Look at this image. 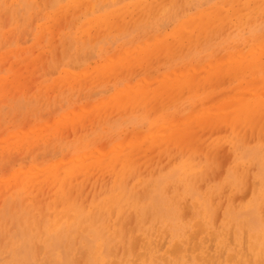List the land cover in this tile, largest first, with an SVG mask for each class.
Returning <instances> with one entry per match:
<instances>
[{
	"label": "rangeland",
	"instance_id": "obj_1",
	"mask_svg": "<svg viewBox=\"0 0 264 264\" xmlns=\"http://www.w3.org/2000/svg\"><path fill=\"white\" fill-rule=\"evenodd\" d=\"M262 44L264 0H0V264H85L94 226L110 238L103 264H166L175 244L185 264L252 256L264 239L252 234L264 221V111L238 101L264 92L252 88L264 59L237 64ZM140 91L146 100L121 104ZM189 125L196 134H175ZM65 202L86 219L54 244ZM132 240L144 259L125 257Z\"/></svg>",
	"mask_w": 264,
	"mask_h": 264
},
{
	"label": "bare ground",
	"instance_id": "obj_2",
	"mask_svg": "<svg viewBox=\"0 0 264 264\" xmlns=\"http://www.w3.org/2000/svg\"><path fill=\"white\" fill-rule=\"evenodd\" d=\"M55 1V0H54ZM77 1V0H76ZM225 2V1H224ZM19 3V2H18ZM87 4V3H86ZM82 5V4H81ZM150 5V4H149ZM253 5V4H252ZM90 7V6H89ZM61 8V7H60ZM160 8V7H159ZM260 8V7H259ZM166 10V9H165ZM258 10V9H257ZM88 11V10H87ZM153 11V10H152ZM150 12V11H149ZM73 13V12H72ZM155 13V12H154ZM199 14V13H198ZM235 14V13H234ZM114 15V14H113ZM246 15V14H245ZM55 17V16H54ZM60 17V16H59ZM99 17V16H98ZM100 18V17H99ZM113 18V17H112ZM51 20V19H50ZM54 20V19H53ZM90 20V19H89ZM219 21V20H218ZM51 22V21H50ZM90 22V21H89ZM184 24V23H183ZM190 24H191V22H190ZM126 26V25H125ZM185 26V25H184ZM82 27V26H81ZM99 27V26H98ZM195 27V26H194ZM116 28V27H115ZM113 29V28H112ZM205 30V29H204ZM111 31V30H110ZM200 31V30H199ZM206 31V30H205ZM106 32V31H105ZM109 33V32H108ZM194 34V33H193ZM186 35V34H185ZM200 36V35H199ZM82 38V37H81ZM173 40V39H172ZM145 43V42H144ZM191 43V42H190ZM56 45V44H55ZM139 46V45H138ZM259 47L258 48H260V45H258ZM51 47V46H50ZM186 47V46H185ZM256 47V49H257V46H255ZM254 47V48H255ZM262 47H264V44H262ZM132 51V50H131ZM247 51H249V49H247ZM253 51H255L256 53H254L253 54V56H255V57H253V58H251V56H250V58L251 59H249V60H246V61H244V62H240L239 61V63L237 64V67H238V69H240V72H241V70L244 68V69H246V67H252V68H256V66L260 63V59H264V58H261L262 56H264V51H262L261 52V50L260 51H258V49H257V51L256 50H253ZM140 53V52H139ZM237 54V53H236ZM113 55V54H112ZM250 55V54H249ZM111 56V55H110ZM119 57V56H118ZM221 57V56H220ZM236 57H238V56H236ZM164 58V57H163ZM229 58V57H228ZM157 59V58H156ZM227 59V58H226ZM233 59V58H232ZM237 59H239V58H237ZM246 59V58H245ZM153 60V59H152ZM160 60V59H159ZM244 60V59H243ZM242 60V61H243ZM113 61V60H112ZM151 61V60H150ZM262 61H264V60H262ZM128 62V61H127ZM200 62V61H199ZM107 63V62H106ZM127 64V63H126ZM142 64V63H141ZM208 64V63H207ZM206 64V65H207ZM215 64V63H214ZM261 64H264V63H261ZM209 65V64H208ZM250 65V66H249ZM260 65V64H259ZM258 65V66H259ZM210 66H212V65H210ZM209 66V67H210ZM123 67V66H122ZM202 67V66H201ZM261 68H264V66H260ZM130 68V67H129ZM248 68V69H249ZM191 69V68H190ZM195 69V68H194ZM209 69V68H208ZM235 68H233L232 70H234ZM237 69V70H238ZM173 70V69H172ZM171 70V71H172ZM191 70H193V69H191ZM224 70V69H223ZM116 71V70H115ZM190 71V70H189ZM188 71V72H189ZM194 71H196V70H194ZM204 71V70H203ZM228 71H230V70H228ZM234 71H236V70H234ZM247 71V70H246ZM255 71V70H254ZM253 71V72H254ZM126 72V71H125ZM184 72V71H183ZM200 72V71H199ZM237 72V76L240 74V73H238L239 71H236ZM243 72V71H242ZM241 72V73H242ZM245 72V71H244ZM252 72V71H251ZM172 73V72H171ZM184 73H187V72H184ZM191 73V72H190ZM193 73V72H192ZM213 74H210V77L209 78H214V77H218V76H220V75H222V70H221V68H218V69H216V70H214V72H212ZM249 73V72H248ZM116 74V73H115ZM174 74V73H173ZM181 74V73H180ZM195 74V73H194ZM226 74V73H225ZM250 74H252V73H250ZM105 75V74H104ZM216 75H218V76H216ZM112 76V75H111ZM116 76V75H115ZM119 76V75H118ZM235 77H237L236 76V74L234 75ZM233 76V77H234ZM109 77V76H108ZM148 77V76H147ZM174 77V76H173ZM172 77V78H173ZM234 77V78H235ZM262 77H264V76H262ZM260 78H261V76H260ZM156 79H158V78H156ZM162 79V78H161ZM218 79V78H217ZM233 79V78H232ZM249 78H247V80H248ZM259 79V78H258ZM142 80H143V78H142ZM231 80V79H230ZM246 80V81H247ZM251 81V80H250ZM259 81V80H258ZM149 82V81H148ZM156 82V81H155ZM216 82H217V80H216ZM249 82V81H248ZM33 83H34V81H33ZM142 83H143V81H142ZM255 83H258V82H255ZM128 84V83H127ZM137 84V83H136ZM133 85H134V83H133ZM140 85V84H139ZM239 85V84H238ZM45 87V86H44ZM137 87V86H136ZM234 87V86H233ZM233 87H231V89L233 88ZM238 88L240 87H242L241 89H243V85L241 86H237ZM128 88V87H127ZM161 88V87H160ZM252 88H253V90L254 91H259L260 92V90L261 89H264V79H262L261 81H259V83L257 84V85H255V86H252ZM136 89V88H135ZM178 89V88H177ZM176 89V90H177ZM235 89V88H234ZM224 90V89H223ZM244 90V89H243ZM243 90H241V91H243ZM247 90V89H246ZM246 90H244V91H246ZM55 91V90H54ZM225 91H227V90H225ZM237 91V90H236ZM164 92V91H163ZM169 92V91H168ZM228 93H229V91H227ZM231 92V91H230ZM239 92V91H238ZM247 92H249V91H247ZM165 93V92H164ZM249 93H251V92H249ZM248 93V94H249ZM255 93V92H254ZM258 93V92H257ZM222 94H224L225 95V93L223 92H221V93H218L217 95H214V94H210V95H208L209 97L208 98H211L213 95L214 96H221ZM235 94V93H234ZM237 95H238V93H236ZM243 95H245L244 93L242 94V96ZM110 96V95H109ZM112 96V95H111ZM227 96V95H226ZM240 97H241V95H239ZM248 96V95H247ZM233 97V96H232ZM238 97V96H237ZM145 98H148V96H147V93L146 92H143V91H140V93H138V94H136V96H133L132 98H130L129 99V101L128 100H124V99H122V103L121 102H119V103H121L122 105L123 104H127L128 105V103H136L137 101H139V102H141L142 100H144ZM208 98H206V99H208ZM213 98H215V97H213ZM220 98V97H219ZM233 98H235V97H233ZM253 100H251L250 99V101L249 100H247V99H241L240 101H238V102H241V106H242V112H244V114H247V112H249V111H251V112H255L256 113V111H264V92H260V94L259 95H257V96H253ZM165 99V98H164ZM141 100V101H140ZM146 100V99H145ZM219 101V100H218ZM139 102H137V103H139ZM143 102V101H142ZM136 103V104H137ZM120 104V105H121ZM151 104H153V103H151ZM217 104V103H216ZM221 104H222V102H221ZM235 104L237 105V104H239V103H237V102H235ZM121 105V106H122ZM134 105V104H133ZM155 105V104H154ZM217 105H219V106H217V109H219V111H220V109H221V111H222V108L224 107V106H222V105H220V104H217ZM227 105V104H226ZM225 105V106H226ZM235 105V106H236ZM124 106V105H123ZM209 106H210V104H209ZM238 106V105H237ZM159 107V106H158ZM205 108V107H204ZM211 108H213V107H211ZM216 108V107H215ZM214 108V109H215ZM154 109H156V108H154ZM206 109V108H205ZM224 109V108H223ZM201 110V109H200ZM199 110V111H200ZM212 110V109H211ZM237 110V109H236ZM235 110V111H236ZM157 111V110H156ZM224 111L225 110H223V113H224ZM227 111H228V109H227ZM82 112V111H81ZM155 112V111H154ZM209 112H210V110H209ZM241 111H240V109H239V112L237 113V114H241L242 113ZM63 113V112H62ZM70 114H71V112H69ZM205 113V112H204ZM236 113V112H235ZM118 114V113H117ZM177 114V113H176ZM199 114V113H198ZM249 114H251V113H249ZM257 114V113H256ZM64 115H66V114H64ZM151 115V114H150ZM231 115V114H230ZM258 115V114H257ZM73 116H74V114H73ZM200 116H201V114H200ZM222 117H224V116H222ZM237 117V116H236ZM256 117V116H255ZM254 117V118H255ZM204 118V117H203ZM238 118H242V117H238ZM237 118V119H238ZM253 118V119H254ZM222 119V118H221ZM220 119V120H221ZM224 119V118H223ZM228 119H229V115H228ZM231 119H232V121L233 120H235L234 121V123H232V121H231ZM252 119V120H253ZM57 120V119H56ZM86 120V119H85ZM204 120V119H203ZM202 120V121H203ZM218 120V119H217ZM216 120V121H217ZM220 120H219V122H220ZM230 121H231V123L233 124V126H234V128H235V125H237L236 123H237V121L239 120H236L235 119V116H234V118H232V117H230V119H229ZM208 121V120H207ZM223 121V120H222ZM221 121V122H222ZM209 122H212V121H209ZM219 122H218V124H219ZM229 122V121H228ZM243 122H245V121H243ZM206 122H202V123H200V124H198V127H200L201 128V126H203L204 127V124H205ZM226 123V122H225ZM241 123V121L240 122H238V125H237V127L239 126V124ZM250 123V122H249ZM249 123L247 124L248 126H249ZM169 124V123H168ZM230 124V123H229ZM242 124H245V123H242ZM194 125V124H193ZM196 125V124H195ZM250 125H251V123H250ZM258 125V124H257ZM47 126V125H46ZM82 126V125H81ZM208 126H210V125H208ZM214 126V125H213ZM230 126H232L231 124H230ZM229 126V127H230ZM248 126H246L247 127V129H248ZM189 127V128H188ZM187 128H181V130H178L177 132H175V134L176 135H178V134H181V133H185V134H189V133H191V134H196L195 132L194 133H192V132H189L190 131V127H192V126H188ZM196 127H197V125H196ZM202 127V128H203ZM222 127V126H221ZM224 127H225V125H224ZM227 127H228V125H227ZM254 127V126H253ZM23 128V127H22ZM32 128V127H31ZM70 128V127H69ZM195 128V127H194ZM202 128H201V130H202ZM213 128V127H212ZM219 128V127H218ZM234 128H232V129H234ZM255 128V127H254ZM35 129V128H34ZM61 129V128H60ZM197 128H195V130H196ZM205 129V128H204ZM207 129V128H206ZM222 129V128H221ZM229 129V128H228ZM227 128H226V130H228ZM235 129H237V128H235ZM69 130V129H68ZM158 130V129H157ZM191 130H193V129H191ZM210 130V129H209ZM212 130V129H211ZM223 130H224V128H223ZM225 130V131H226ZM25 131V130H24ZM176 131V130H175ZM216 131V130H215ZM218 131V130H217ZM239 131V130H238ZM237 131V132H238ZM240 131H241V129H240ZM245 131H247V130H245ZM250 130H248V132H249ZM141 132V131H140ZM196 132H199V131H196ZM219 132V131H218ZM248 132L246 133V135L248 134ZM229 133V132H228ZM257 133V132H256ZM147 134V133H146ZM155 134V133H154ZM153 134V135H154ZM157 134V133H156ZM190 134V135H191ZM206 134V133H205ZM239 134V132L237 133V135ZM242 134H243V132H242ZM141 135V134H140ZM139 135V136H140ZM190 135H188V136H190ZM15 136V135H14ZM192 136V135H191ZM190 136V137H191ZM177 136H175L174 138H176ZM186 137V136H185ZM184 137V138H185ZM187 138V137H186ZM185 138V139H186ZM135 139V138H134ZM137 139V138H136ZM178 139V138H177ZM184 140V139H183ZM186 141V140H185ZM123 142V141H122ZM129 142H131V141H129ZM129 142H128V144H129ZM173 142V141H172ZM117 143V142H116ZM181 143H182V141H181ZM126 144H127V141H126ZM165 144V143H164ZM204 144V143H203ZM125 145V144H124ZM116 146H118V145H116ZM126 146V145H125ZM135 146V145H134ZM203 146V145H202ZM136 147V146H135ZM137 147H139V146H137ZM136 147V148H137ZM201 147V146H200ZM110 148V147H109ZM119 148H120V145H119ZM144 148V147H143ZM177 148V147H176ZM186 148V147H185ZM206 148V147H205ZM209 148H210V146H209ZM101 149V148H100ZM113 149V148H112ZM134 149V148H133ZM138 149V148H137ZM157 149V148H156ZM202 149V148H201ZM207 149V148H206ZM102 150V149H101ZM104 150V149H103ZM115 150V149H114ZM143 150H145V149H143ZM183 150V149H182ZM204 150V149H203ZM213 150V149H212ZM214 150H216L215 148H214ZM100 151V150H99ZM109 151H111V150H109ZM129 151V150H128ZM133 151V150H132ZM134 151H137V150H135L134 149ZM146 151V150H145ZM208 151V150H207ZM206 151V152H207ZM87 152V151H86ZM96 152H98V151H96ZM127 152V151H126ZM138 152V151H137ZM210 151H208V153H209ZM221 152V151H220ZM99 153V152H98ZM123 153V152H122ZM125 153V152H124ZM127 153H129V152H127ZM136 153V152H135ZM207 153V154H208ZM213 153V152H212ZM211 153V154H212ZM224 153V152H223ZM97 154V153H96ZM99 154H101V153H99ZM98 154V155H99ZM113 154V153H112ZM118 154V153H117ZM219 154V153H218ZM217 154V155H218ZM222 154V153H221ZM220 154V155H221ZM229 153H227L225 156H227ZM91 155V154H90ZM102 155V154H101ZM205 155H206V153H205ZM210 155V154H209ZM208 155V156H209ZM230 155V154H229ZM83 156V155H82ZM95 156V155H94ZM120 156H122V158L123 159H126L127 158V155L125 154V155H121L120 154ZM221 156H223V155H221ZM85 157V156H84ZM88 157V156H87ZM98 157V156H97ZM224 157V156H223ZM217 158V157H216ZM119 159V158H118ZM112 160H114V159H112ZM120 160V159H119ZM59 161V160H58ZM122 161V160H121ZM171 162V161H170ZM59 163V162H58ZM92 164V163H91ZM238 164V163H237ZM85 166L87 165L86 163L84 164ZM83 165V166H84ZM167 165V164H166ZM79 166H81V165H79ZM239 166V165H238ZM34 167V166H33ZM77 167V166H76ZM233 167H235V166H233ZM73 168H75V167H73ZM78 168H80V167H78ZM83 168V167H82ZM87 168V167H86ZM106 168V167H105ZM81 169V168H80ZM91 169V168H90ZM72 170V169H71ZM79 170V169H78ZM80 171H82V169L80 170ZM73 172H75V170L73 171ZM208 174V173H207ZM237 174H238V172H237ZM94 175V174H93ZM68 178L70 179L71 177H69L68 176ZM67 177H61V178H59L60 180H62V185H65V186H67L69 189H70V187H69V185L71 184V180L72 179H68ZM210 178V177H209ZM243 183V182H242ZM200 184V183H199ZM249 184V183H248ZM65 186H63V187H65ZM197 186H199V185H197ZM92 188V187H91ZM144 189V188H143ZM253 190H254V187H253ZM139 193V192H138ZM144 193V192H143ZM146 193V192H145ZM167 193V192H166ZM206 193V192H205ZM254 193V192H253ZM208 196V195H207ZM211 197V196H210ZM240 198V197H239ZM214 199V198H213ZM236 199V198H235ZM193 202V201H192ZM196 204V203H195ZM187 205V204H186ZM193 205V204H192ZM184 206V205H183ZM64 208L63 209H61V210H58L59 212V214L56 216V217H54V219H52L53 221L51 222L52 224H50L49 225V227H48V229H50V228H57V230H58V232H56V233H54L53 234V236H52V241H54L53 243L55 244L56 242H57V236L59 237V238H68V239H70L69 237V235L67 234V233H65L64 232V230H63V226L65 225V224H73L75 227H81L82 226V224L84 223V221H85V219H86V212H85V210H83L82 209V207H79V206H77V205H75V204H73L72 202H65V204H64V206H63ZM188 207V206H187ZM236 207V206H235ZM186 208V207H185ZM217 208V207H216ZM228 210V209H227ZM189 211V210H188ZM187 211V212H188ZM262 212H264V211H262ZM55 213V212H54ZM130 213V212H129ZM185 213V212H184ZM185 214H187V213H185ZM129 215V214H128ZM131 215V214H130ZM149 215V214H148ZM147 215V216H148ZM186 216V215H185ZM189 216V215H188ZM129 217V216H128ZM130 218H132V217H130ZM192 218V217H191ZM191 218H189V219H191ZM118 220V219H117ZM185 222V221H184ZM127 223V222H126ZM231 228V227H230ZM252 228H254L253 230L254 231H252V234H255V235H258V234H262V233H264V221H262V220H258L257 218H256V220H254L253 221V223H252ZM127 229V228H126ZM130 229V228H129ZM132 229V228H131ZM195 230V229H194ZM230 230V229H229ZM130 231V230H129ZM190 231V230H189ZM188 231V232H189ZM166 232V231H165ZM195 232H197V233H199L198 232V230L197 231H195ZM231 232V231H230ZM234 232V231H233ZM77 233V232H76ZM191 233V232H190ZM196 233V234H197ZM56 234H57V236H56ZM167 235V234H166ZM188 235V234H187ZM63 236V237H62ZM197 236V235H196ZM90 237H91V240H92V243H91V246H90V252H89V257H88V261H85V264H96V263H105V261L106 260H108V257H109V250H108V246H110V238H109V236L108 235H105V232L104 231H102V229H101V227H97V226H94V227H91L90 228ZM193 237V236H192ZM138 238V237H137ZM190 238V237H189ZM188 238V239H189ZM214 238V237H213ZM230 238H231V236H230ZM253 238V237H252ZM133 239V238H132ZM194 239V238H193ZM138 240V239H137ZM140 240V239H139ZM242 241V240H241ZM243 242V241H242ZM197 243V242H196ZM53 244V245H54ZM115 244V243H114ZM136 244H137V242H134V240H132V241H130V243H129V248H131L130 250H129V252L125 255V257L126 256H128V255H130L131 257H132V259H129V258H127V260L128 261H132V262H134V261H136V260H138V259H144V255H143V253L142 252H138V253H134V251H133V249H132V247L134 246H136ZM198 244V243H197ZM210 245V244H209ZM66 246V245H65ZM64 246V247H65ZM162 246H163V244H162ZM169 246H171V245H169ZM198 246V245H197ZM133 247V248H134ZM142 247V246H141ZM197 248V247H196ZM248 248H250V247H248ZM38 249V248H37ZM123 249V252L125 251L124 250V248H122ZM188 249H189V247H188ZM194 249H195V247H194ZM192 250V249H191ZM251 250H252V256H250V257H248L247 255H245V254H242V253H237L238 254V256L240 257V258H234V256L233 257H230V259H229V255L230 254H227L228 256H227V258H228V262L227 263H221V264H264V239H262V237L261 238H255V240H254V242H253V244H252V247H251ZM38 251V250H37ZM76 251V250H75ZM119 251V250H118ZM167 251H169V250H167ZM181 251V250H180ZM179 251V247L175 244L173 247H172V249H170V253L169 254H167L165 257H164V259H162L163 261H165V263L166 264H185V263H182V261L184 260V256L182 255V252H180ZM189 252V251H188ZM112 253V252H111ZM40 254V253H39ZM82 254V253H81ZM197 254V253H196ZM195 255V254H194ZM249 255V254H248ZM46 256V255H45ZM82 256H84V254L82 255ZM151 256V253L149 252L148 253V256H146L145 257V259H149L148 261L149 262H153V257H151V258H149ZM222 255H220V257H221ZM7 257V256H6ZM161 257H163V256H161ZM198 257V256H197ZM211 257V256H210ZM219 257V258H220ZM5 258V257H4ZM4 258H3V260H4ZM199 258V257H198ZM44 258H42V260H43ZM197 259V258H196ZM1 260V259H0ZM227 260V259H226ZM115 261V260H114ZM114 261H108L107 263L108 264H116ZM204 261V260H203ZM206 261H207V259H206ZM74 262H75V260H74ZM78 262V261H77ZM80 262H81V260H80ZM121 262V261H120ZM41 263V262H40ZM39 263V264H40ZM79 263V262H78ZM27 264V263H26ZM138 264V263H137ZM140 264V263H139ZM214 264V263H213Z\"/></svg>",
	"mask_w": 264,
	"mask_h": 264
}]
</instances>
